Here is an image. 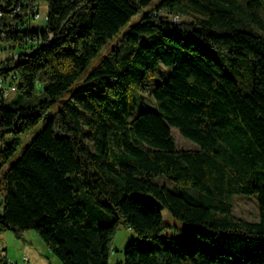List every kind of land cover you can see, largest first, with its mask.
<instances>
[{
  "label": "trees",
  "instance_id": "1",
  "mask_svg": "<svg viewBox=\"0 0 264 264\" xmlns=\"http://www.w3.org/2000/svg\"><path fill=\"white\" fill-rule=\"evenodd\" d=\"M0 13V77L33 98L0 95V170L44 119L0 176V233L36 231L61 264H110L120 225L135 237L116 264H264V0H0ZM161 64L153 106L137 109L141 95L133 112L131 85ZM251 195L258 220L234 216Z\"/></svg>",
  "mask_w": 264,
  "mask_h": 264
},
{
  "label": "rangeland",
  "instance_id": "2",
  "mask_svg": "<svg viewBox=\"0 0 264 264\" xmlns=\"http://www.w3.org/2000/svg\"><path fill=\"white\" fill-rule=\"evenodd\" d=\"M155 1L156 0H153V2ZM39 8H40L41 18L35 20V23L39 25H43L44 24L43 16L46 13V5L42 3L39 5ZM136 20H137V16L131 18L125 25H123L119 29L118 33L113 37V41L116 42L118 40V37L122 34V32L125 31L129 27V25L135 22ZM182 20H184L183 17ZM114 42L111 44L107 43L96 53V55L89 61V63L83 70L81 76L74 82V84H72V87H75L82 82L83 78L87 75V73L99 62V60L103 56H105L108 53L110 47L114 45ZM5 54H10V52L7 51L5 52ZM1 56L2 57L4 56L3 53ZM168 72H169L168 67L162 64L159 65L157 70H153L151 78L147 80L146 83L144 84V89L141 90L142 92L137 87L131 85V88L129 90L130 104L132 100H137L139 96L142 95L144 101H146L147 103L145 104L140 103L138 99L137 109L142 108V106L144 108H151L149 106H153L152 105L153 100L150 95V86H152L161 77H165L168 74ZM67 95L68 94H66V96ZM66 96L62 100L54 104L53 110L61 105L62 101L65 100ZM20 100H24L25 103L33 102V98L26 99L24 97H20L17 91L10 92L9 96L2 99V102L5 107H10L17 105L20 102ZM131 108L132 111L134 112L136 109V105L134 101H132ZM130 117H133L131 110H130ZM234 122H238V121L235 120ZM43 123H44V119H42L37 125H35L30 130V132L22 138L20 146L15 152V154L0 170V176L7 169V167L20 155L21 151L25 148V146L31 140L33 135H35L40 130ZM171 132L176 140L178 147L197 148L196 143L181 136L175 127L171 128ZM156 182L159 184H164L169 189H173L176 185H178L177 182L171 181L163 175L157 176ZM232 203H233L232 213L234 216L244 218L249 221L258 220V206H257L256 195H251L248 197L236 196L233 198ZM161 213H162L163 223L176 225V226L182 225V223L179 220H176L171 216V214L167 211L166 208L162 209ZM173 233L174 231L168 232V234H173ZM134 237L135 235L131 229L123 225L118 226L111 242L112 248L116 247V251L113 254H110L109 257L110 264H116L123 260L124 248L127 245V243ZM31 252L33 253V255L35 253L37 259H39L42 262L41 264H61L59 259L50 252V250L41 240V238L38 236L36 231L32 229L25 230L22 232L21 236L19 237L15 236V234L11 230H6L0 233V259L12 260L15 264H27L26 262L23 261V257L25 256L29 261L28 264H36V260H34L32 256H30Z\"/></svg>",
  "mask_w": 264,
  "mask_h": 264
},
{
  "label": "built area",
  "instance_id": "3",
  "mask_svg": "<svg viewBox=\"0 0 264 264\" xmlns=\"http://www.w3.org/2000/svg\"><path fill=\"white\" fill-rule=\"evenodd\" d=\"M1 16V13H0ZM29 16L31 18L32 21L38 20L41 18V14H40V8L39 7H35L34 8V12L29 13ZM47 19L46 13L43 16V20L45 21ZM174 21H179V17L175 16L173 17ZM1 39L4 37V35L1 33ZM0 55L2 53V40H0ZM13 58L16 60L18 58V53H14L13 54ZM11 80H14V75L11 76ZM16 90V86L13 82H7L5 80V78L0 77V95L5 98L7 96H9L10 92L15 91ZM2 207V197L0 195V209ZM111 253H113V251H111ZM23 261L26 262L27 264L29 263L27 257H23ZM3 264V263H0ZM4 264H14V262L12 260H6V262Z\"/></svg>",
  "mask_w": 264,
  "mask_h": 264
},
{
  "label": "water",
  "instance_id": "4",
  "mask_svg": "<svg viewBox=\"0 0 264 264\" xmlns=\"http://www.w3.org/2000/svg\"><path fill=\"white\" fill-rule=\"evenodd\" d=\"M148 200H150L152 203H154L158 209H162L163 208V205L160 204L157 200H155L152 196L148 195V196H145Z\"/></svg>",
  "mask_w": 264,
  "mask_h": 264
},
{
  "label": "crops",
  "instance_id": "5",
  "mask_svg": "<svg viewBox=\"0 0 264 264\" xmlns=\"http://www.w3.org/2000/svg\"><path fill=\"white\" fill-rule=\"evenodd\" d=\"M30 256H32L33 259L36 260V264H39V263L41 264V263H42L39 259H37L35 253H34V255H33V253L31 252V255H30Z\"/></svg>",
  "mask_w": 264,
  "mask_h": 264
}]
</instances>
